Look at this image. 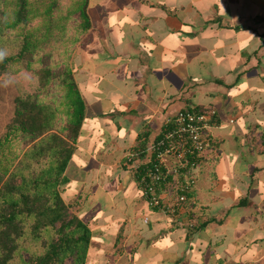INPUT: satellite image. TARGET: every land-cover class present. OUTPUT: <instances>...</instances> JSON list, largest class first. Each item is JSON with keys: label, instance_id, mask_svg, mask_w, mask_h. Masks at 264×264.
<instances>
[{"label": "crops", "instance_id": "0c3cea01", "mask_svg": "<svg viewBox=\"0 0 264 264\" xmlns=\"http://www.w3.org/2000/svg\"><path fill=\"white\" fill-rule=\"evenodd\" d=\"M87 12L70 58L84 114L57 186L90 229L85 264H264V0H88ZM20 87L32 95L37 79ZM184 107L215 114L192 191L167 212L126 154Z\"/></svg>", "mask_w": 264, "mask_h": 264}, {"label": "trees", "instance_id": "16d2710c", "mask_svg": "<svg viewBox=\"0 0 264 264\" xmlns=\"http://www.w3.org/2000/svg\"><path fill=\"white\" fill-rule=\"evenodd\" d=\"M87 5L0 0V75L37 79L0 135V264H85L90 229L57 186L84 114L70 58L90 26Z\"/></svg>", "mask_w": 264, "mask_h": 264}, {"label": "built area", "instance_id": "2783aa9c", "mask_svg": "<svg viewBox=\"0 0 264 264\" xmlns=\"http://www.w3.org/2000/svg\"><path fill=\"white\" fill-rule=\"evenodd\" d=\"M214 114L213 108H180L165 118L157 138L144 149L126 154L129 160H135L137 180L149 206L173 212L186 201L195 182L194 170L206 147L207 130ZM261 135L264 149V128ZM162 194H175V198L164 204ZM147 219L144 217L145 221Z\"/></svg>", "mask_w": 264, "mask_h": 264}, {"label": "rangeland", "instance_id": "374dc122", "mask_svg": "<svg viewBox=\"0 0 264 264\" xmlns=\"http://www.w3.org/2000/svg\"><path fill=\"white\" fill-rule=\"evenodd\" d=\"M21 73L22 72H19L20 75H18L17 77H13L18 81L14 80L8 74L0 75V111L7 109L6 112L3 113L4 116H0V123H2L12 114L15 98L21 95L22 90L25 89V87H20V82L26 74L21 76ZM65 264H68V262H65Z\"/></svg>", "mask_w": 264, "mask_h": 264}]
</instances>
